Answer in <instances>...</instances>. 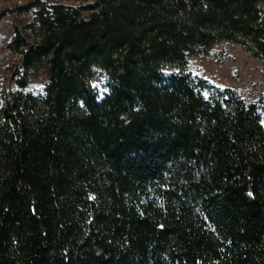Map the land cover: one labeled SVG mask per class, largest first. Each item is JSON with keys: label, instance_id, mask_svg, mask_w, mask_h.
I'll list each match as a JSON object with an SVG mask.
<instances>
[{"label": "trees", "instance_id": "16d2710c", "mask_svg": "<svg viewBox=\"0 0 264 264\" xmlns=\"http://www.w3.org/2000/svg\"><path fill=\"white\" fill-rule=\"evenodd\" d=\"M10 13L32 19L0 90V264H264L263 106L189 69L223 46L264 61V0Z\"/></svg>", "mask_w": 264, "mask_h": 264}, {"label": "rangeland", "instance_id": "374dc122", "mask_svg": "<svg viewBox=\"0 0 264 264\" xmlns=\"http://www.w3.org/2000/svg\"><path fill=\"white\" fill-rule=\"evenodd\" d=\"M27 1L0 0V9L24 4ZM46 1L55 2V0ZM65 1L77 4L83 0ZM15 18L25 24L32 19V14L15 16L10 13L0 20V90L9 85V74L16 60L7 47L14 34ZM189 69L193 74L208 79L212 84L236 89L248 101H258L263 106L264 118V61L253 58L238 45L223 46L209 55L192 57ZM44 82V76L35 77L31 80L29 89L36 93L42 92Z\"/></svg>", "mask_w": 264, "mask_h": 264}]
</instances>
